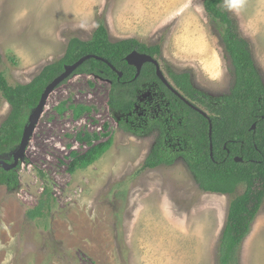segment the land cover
Segmentation results:
<instances>
[{
	"label": "rangeland",
	"instance_id": "obj_1",
	"mask_svg": "<svg viewBox=\"0 0 264 264\" xmlns=\"http://www.w3.org/2000/svg\"><path fill=\"white\" fill-rule=\"evenodd\" d=\"M223 6L264 83V0ZM100 22L111 41L160 45L156 59L169 81L168 66L188 72L210 96L234 84L220 27L203 0H0V72L10 84L27 83L62 57L69 38L90 39ZM154 87L136 93L138 115L157 111ZM109 90L104 79L74 73L48 95L19 161V185L0 184V264H218L229 203L245 185L233 194L204 192L181 158L140 169L157 131L120 129ZM9 111L0 93V124ZM104 141L108 146L90 164L69 169L77 155ZM12 151L1 158L11 161ZM45 183L55 205L29 219L26 211ZM236 256L238 264H264V199Z\"/></svg>",
	"mask_w": 264,
	"mask_h": 264
},
{
	"label": "trees",
	"instance_id": "obj_2",
	"mask_svg": "<svg viewBox=\"0 0 264 264\" xmlns=\"http://www.w3.org/2000/svg\"><path fill=\"white\" fill-rule=\"evenodd\" d=\"M223 2L203 0V7L207 16L219 25L221 41L233 67L235 79L229 93L210 96L194 87L188 72L167 67L174 87L192 104L202 105L207 117L168 89L157 77L152 63H145L134 78L136 68L126 62V55L137 50L156 58L161 51L160 45H147L136 38L111 41L105 24L100 22L90 39L69 38L62 57L45 65L29 82L10 84L0 72V93L10 106L0 124V157L18 146L29 114L38 104L45 87L63 71L64 65L87 54L97 55L107 62L90 58L74 73L93 74L110 84L108 106L119 115L120 129L135 135L157 131L155 142L140 169L170 165L181 158L204 192L233 194L239 184L245 185L243 192L229 203L218 247V264H238L236 253L250 232L264 199V83L248 41L239 34ZM118 72L122 73L120 77ZM146 85H155V91L160 92V96L157 94L153 98V105L158 109L154 111L152 106V111L150 108L144 115H138L136 93ZM253 123L255 128L251 129ZM108 144L109 141H104L89 147L72 160L69 169L90 164ZM236 156L242 161H235ZM19 165L20 162L8 171L0 167V184L8 190L19 185ZM38 176L45 182L46 175L42 171ZM55 202L45 183L37 204L26 211L27 218L47 216Z\"/></svg>",
	"mask_w": 264,
	"mask_h": 264
},
{
	"label": "water",
	"instance_id": "obj_3",
	"mask_svg": "<svg viewBox=\"0 0 264 264\" xmlns=\"http://www.w3.org/2000/svg\"><path fill=\"white\" fill-rule=\"evenodd\" d=\"M90 58H95L97 60H104L103 58L97 55H91V54L84 55L80 57L77 61H75L74 63L64 65L63 71L59 75H57L45 87L44 91L41 94L38 104L35 106V108L31 111V113L28 116L27 123L23 128L22 136H21L18 146L12 151V154H11L12 160L8 161L0 157V167H2L6 171L15 169L17 167L19 161L25 156V151L29 143L30 137L34 131L38 118L44 109V105H45L48 95L56 87H58L61 83H63V81L68 79L81 64H83L86 60ZM125 60L129 65H132L136 68V73H135L134 78L138 77V75L140 74L141 68L145 63H152L155 66V72H156L157 77L168 89H170L175 95L180 97L186 104H188L190 107L198 111L200 114L206 117L208 116V114L203 109L192 104L189 100H187L184 96H182V94L174 87V85L164 75L159 62L155 57L149 54H146V53H141L137 50H133L129 54L126 55ZM111 67L112 69H115L113 66ZM121 75L122 73L118 72V77H120ZM254 128H255V123H253L251 126V129H254ZM209 137L211 140V125L209 126ZM210 156H212L211 141H210ZM234 160L242 161V158L236 156L234 157Z\"/></svg>",
	"mask_w": 264,
	"mask_h": 264
}]
</instances>
